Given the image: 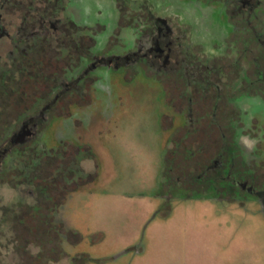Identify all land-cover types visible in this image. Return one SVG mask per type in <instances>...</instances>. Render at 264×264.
I'll list each match as a JSON object with an SVG mask.
<instances>
[{"label": "flooded vegetation", "instance_id": "af4514ba", "mask_svg": "<svg viewBox=\"0 0 264 264\" xmlns=\"http://www.w3.org/2000/svg\"><path fill=\"white\" fill-rule=\"evenodd\" d=\"M110 1L112 13L105 0H0V183L19 195L4 224L25 237L19 250L33 241L37 253L17 264H51L72 241L55 215L82 173L80 148L55 135L108 78L128 87L133 74L161 88L166 169L181 173L180 185L254 199L264 214V118L253 112L264 101V0H164V15L150 0ZM45 234L59 246H45Z\"/></svg>", "mask_w": 264, "mask_h": 264}, {"label": "rangeland", "instance_id": "374dc122", "mask_svg": "<svg viewBox=\"0 0 264 264\" xmlns=\"http://www.w3.org/2000/svg\"><path fill=\"white\" fill-rule=\"evenodd\" d=\"M108 1L112 3L105 0L103 9L112 13ZM150 1L154 11L161 8L159 14H165L164 0ZM94 6H87L88 12L105 21ZM128 78V87L104 79L96 100L73 110L56 132V137L80 148L76 159L84 171L76 174L73 190L60 193L66 196L55 218L74 235L70 244H62L64 251L60 246L53 254L60 259L51 264H264L260 203L248 198L214 199L207 190L183 184L186 180L180 185L181 173L176 174L174 167L171 172L166 169L171 141L170 128L164 130L159 118L164 109L161 88L150 78L133 74ZM253 105V112L264 118V101L254 100ZM68 158L65 154L64 162ZM57 166L55 162L53 167ZM49 169L50 164L45 174ZM61 178L57 181L63 184ZM51 190V195L57 192ZM17 196L13 186L0 183V264L30 263L25 257L36 250L33 241L28 242L32 250L28 254L19 250V240V246L24 245L25 237L18 238L16 227L4 224ZM46 235L45 246H59ZM51 255L45 252V261Z\"/></svg>", "mask_w": 264, "mask_h": 264}]
</instances>
